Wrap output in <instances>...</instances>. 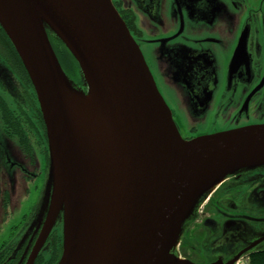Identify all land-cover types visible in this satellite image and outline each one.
Returning <instances> with one entry per match:
<instances>
[{
  "label": "water",
  "instance_id": "water-1",
  "mask_svg": "<svg viewBox=\"0 0 264 264\" xmlns=\"http://www.w3.org/2000/svg\"><path fill=\"white\" fill-rule=\"evenodd\" d=\"M0 26L48 141L38 247L61 218L55 264H202L178 252L184 224L228 175L264 166V124L184 139L112 0H0ZM48 33L73 55L84 87L73 86ZM82 114L101 118L110 150L81 132Z\"/></svg>",
  "mask_w": 264,
  "mask_h": 264
},
{
  "label": "flooded vegetation",
  "instance_id": "flooded-vegetation-1",
  "mask_svg": "<svg viewBox=\"0 0 264 264\" xmlns=\"http://www.w3.org/2000/svg\"><path fill=\"white\" fill-rule=\"evenodd\" d=\"M112 3L137 43L145 33L153 37L148 40L155 42L159 72L180 112L164 101L184 139L264 124V0ZM171 29L174 33L164 36ZM16 55L0 26V135L16 143L14 155L24 178L43 179L49 163L45 124ZM12 194L13 186H0L2 221L10 214ZM43 221L23 218L22 231L13 225L0 242V264H55L62 220L56 219L38 247ZM179 242L184 258L202 264L264 251V166L230 174L204 196Z\"/></svg>",
  "mask_w": 264,
  "mask_h": 264
},
{
  "label": "rangeland",
  "instance_id": "rangeland-1",
  "mask_svg": "<svg viewBox=\"0 0 264 264\" xmlns=\"http://www.w3.org/2000/svg\"><path fill=\"white\" fill-rule=\"evenodd\" d=\"M174 31L175 29H171L168 33H165L164 36L172 35ZM151 38L153 37H150L149 34L145 33L143 34V38L141 40H137L139 42L138 46L140 52H142L144 60L152 74L154 83L157 85L159 93H161L164 100L166 99L168 104H170V106L178 114L180 111L178 110L177 103L174 101L172 93L167 88L166 82H164L161 72H159L158 61L154 54L155 51H152V47H154L155 42L148 40ZM76 79H78V77H76ZM76 79H71L73 86L77 87L78 85L84 87L82 86V83H79ZM0 134L3 135L1 130ZM2 135H0V186L1 189L4 187L11 188V186H13V203L10 214L4 221H2V209H0V242L8 238L11 229H13V225H16V228L21 225L23 218H25V221H30V219L39 221L41 218L40 214L45 207L43 204L46 198L45 190L47 188V186L44 184L46 180L44 176L43 179H41L39 176L24 178V174H22L23 172L17 164L18 160L14 155V150L17 147L16 143H14V141L8 142L5 138L2 139ZM13 160L15 162H13ZM23 166L27 170L31 171L29 165L26 166V164H24ZM34 174L38 175L36 171ZM24 226L25 222L23 226L19 227V229L22 231ZM186 227L189 229L188 226ZM197 244L199 245L200 243ZM224 261L226 262V260Z\"/></svg>",
  "mask_w": 264,
  "mask_h": 264
},
{
  "label": "trees",
  "instance_id": "trees-1",
  "mask_svg": "<svg viewBox=\"0 0 264 264\" xmlns=\"http://www.w3.org/2000/svg\"><path fill=\"white\" fill-rule=\"evenodd\" d=\"M121 18H122V16H121ZM122 20H123V18H122ZM124 22L126 24L125 20H124ZM1 28H2V26H1ZM2 30H3V28H2ZM3 32L5 33L4 30H3ZM5 35H6V33H5ZM7 38L9 40V43H10L14 53L17 54L16 56L20 59V65L22 66V68H24L22 61H21V58L18 56V53L16 52V49L12 46L8 36H7ZM50 42H51V45L53 46L54 53L57 56V58L60 62V65L63 67L65 73L74 79H76V77H78V79H76V80L80 83V79L78 76V65L76 64V61H75L73 55H71L70 51H68L66 46L58 38L54 37L53 34H50ZM24 71L27 74L26 68H24ZM44 127H45V125H44ZM47 151H48V148H47ZM48 157H49V154H47V161H48ZM48 165H49V163H48ZM42 221H43V218H42ZM248 259L250 260V264H264V251L252 253L249 255Z\"/></svg>",
  "mask_w": 264,
  "mask_h": 264
},
{
  "label": "bare ground",
  "instance_id": "bare-ground-1",
  "mask_svg": "<svg viewBox=\"0 0 264 264\" xmlns=\"http://www.w3.org/2000/svg\"><path fill=\"white\" fill-rule=\"evenodd\" d=\"M95 114L98 115V112H95ZM81 118H84L85 121L87 122V123H82L79 126L81 132L84 133V135L88 139L95 140L94 142H96L95 144L98 147L109 149V144H110L109 130L105 126V124L102 123L101 118L99 116L98 117L95 116L93 119H91L83 114ZM88 126L92 129H89Z\"/></svg>",
  "mask_w": 264,
  "mask_h": 264
},
{
  "label": "built area",
  "instance_id": "built-area-1",
  "mask_svg": "<svg viewBox=\"0 0 264 264\" xmlns=\"http://www.w3.org/2000/svg\"><path fill=\"white\" fill-rule=\"evenodd\" d=\"M234 264H250L247 256H240Z\"/></svg>",
  "mask_w": 264,
  "mask_h": 264
}]
</instances>
